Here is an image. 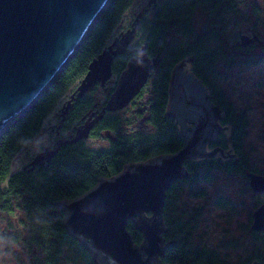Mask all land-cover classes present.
Masks as SVG:
<instances>
[{"label":"trees","instance_id":"trees-1","mask_svg":"<svg viewBox=\"0 0 264 264\" xmlns=\"http://www.w3.org/2000/svg\"><path fill=\"white\" fill-rule=\"evenodd\" d=\"M173 1L175 0H168L161 5L159 10L144 16L141 9L146 0H143L136 17L117 32L121 15L130 5L131 0H112L91 35L54 85L0 138V203L7 209L9 198L22 197L24 199L23 203L31 221V236L44 251L43 255L48 264H57V258L63 246L68 248V258L73 264H98L84 244L69 233L65 225L66 214L59 207L62 202L84 196L102 179H113L129 165L149 162L164 155H174L185 147L186 139L183 128L176 118L168 114L173 72L175 68L181 67L179 65L187 58L195 55V77L201 82L203 80L207 82L205 79L209 68L206 65L212 61L213 56L206 55V49L201 40H196L194 44H184V46H178L177 42L170 44L167 37L171 27L176 25L177 29H183L187 38H190L191 33L190 28L184 22L187 1ZM141 14V30L137 33L140 44L135 50L130 48L127 53L116 58L113 73L120 79L143 46H147L150 57H160L159 67L153 72L148 84L133 104L136 106L137 100L145 99V102L142 101L143 103L136 106L135 113L139 120L144 121L146 129L125 133L127 131L123 128L130 123V119L121 120L115 114L124 112L127 108L108 114L93 134L91 132L93 137L95 134L100 135L101 131H106V135H110V137L107 136L110 139L108 148L89 149L84 145L87 139L76 144H69L75 131L69 138H63L62 132L67 128V123L75 121L78 128L84 125L92 115L101 113V111H96L97 102L89 94L74 100L68 115L62 117L64 107L87 75L92 61L118 36L131 29ZM149 15H153L151 19ZM183 16L185 17L181 20ZM75 81L79 84L60 110L59 123L52 128V132L58 136L54 144L56 147L52 148V151L56 152L55 156L47 160L48 162L44 165H38L33 171L31 167L26 169L36 158L34 157L22 172L9 176L14 155L38 133L46 115L62 93ZM208 94L212 105L218 112L219 122L223 127H230L229 136L219 132L217 141L208 142V145H211L212 150L224 151L225 154L230 152L234 156L223 158L224 162L222 158L207 156V153L199 151V154L203 153V155L199 156L195 153L193 158L186 161L185 178L176 182L167 193L162 216L165 231L163 235L165 252L160 260L162 264H226L214 253L198 251L188 246L189 233L179 222L181 220L176 207L177 196L187 183L195 185L199 182L213 181L216 170L223 169L230 173H241L248 180L246 173L252 170L244 152L246 126L244 116L237 113L221 92H208ZM234 157L237 159L230 160ZM6 180H8L6 189H2L1 185ZM195 195H201V193L195 192ZM263 203L264 200L257 203L256 198V210ZM253 215L254 212L250 216L251 229L254 222ZM127 229L133 236L135 244L142 246L145 242L144 235L138 231L137 225L129 221ZM252 234L256 238L264 237L263 232L252 230ZM252 258L249 264H264V254L260 249L256 250Z\"/></svg>","mask_w":264,"mask_h":264},{"label":"water","instance_id":"water-1","mask_svg":"<svg viewBox=\"0 0 264 264\" xmlns=\"http://www.w3.org/2000/svg\"><path fill=\"white\" fill-rule=\"evenodd\" d=\"M111 2L0 0V138L54 85ZM141 17L142 14L131 29L118 36L92 61L87 75L64 107L62 117L68 115L74 100L83 98L98 84L105 87L111 80L116 58L128 52L141 30ZM160 63V57H150L147 46H143L102 112L78 127L68 143L88 139L108 112L127 108L140 95ZM179 66L173 72L168 114L183 128L185 147L174 155L129 165L113 179H102L84 196L59 205L66 214L69 233L84 244L98 264H162L160 260L165 252L162 216L167 193L185 178L186 161L199 151L207 156H234L207 147L208 142L217 141L222 129L229 136L230 127L220 126L208 91L192 74L190 59ZM186 123H193L195 127L188 128ZM55 153L52 151L48 160ZM46 155L47 152L39 154L26 169L31 167L33 171L38 165H44ZM248 178L251 189L264 194V177L249 173ZM253 216L252 230L264 233V205ZM129 221L144 235L142 246L135 244L128 231Z\"/></svg>","mask_w":264,"mask_h":264},{"label":"rangeland","instance_id":"rangeland-1","mask_svg":"<svg viewBox=\"0 0 264 264\" xmlns=\"http://www.w3.org/2000/svg\"><path fill=\"white\" fill-rule=\"evenodd\" d=\"M142 3L143 0H131L130 5L121 15L117 32L136 17L140 9L139 5ZM244 9L242 26L248 24L250 20V17L245 15ZM152 16L149 15V19ZM245 17L247 19L244 20ZM199 23L202 21L199 20ZM233 34L228 33L222 48L210 49L221 52L222 56L214 64L209 77L212 79L213 75L216 76L211 83L220 90L237 113L244 116L245 155L252 168L264 172V45L253 51L240 50L236 40H232ZM259 34L264 40V28L259 29ZM199 36H202L201 31ZM167 38L170 44L177 42L178 46L187 45L192 41L185 36L184 30L177 29L176 25L171 27ZM139 40L140 38H137L131 46L132 49L137 48L140 44ZM233 55V63H229L228 60L232 59ZM78 84V81L73 82L62 93L46 115L38 133L14 155L9 176L22 172L34 157L46 152L44 150L47 147L56 144L58 136L52 132V128L59 123L60 110ZM89 96L96 102L102 103L107 98V92L99 88ZM142 101L145 102V99L137 100L136 106L143 103ZM136 106H130L124 112L115 114L121 120L130 119V123L123 128L127 131L125 133L146 129L144 121L139 120L135 113ZM186 124L188 128L195 127L193 123ZM76 130V122H68L62 137L67 139L74 131L76 134ZM222 133L228 136L225 129H222ZM84 145L89 149L102 150L110 146V139L106 131H101L100 135L95 134L85 140ZM207 147L212 150L210 144H207ZM48 157L49 155L45 156L43 162L46 163ZM214 174L213 181L199 182L195 185L187 183L178 193L176 207L181 220L179 222L189 233L188 246L198 251L214 253L226 264H249L257 249L264 254V237L256 238L251 229L250 216L257 207L255 194L243 174L230 173L223 169L216 170ZM7 184L8 180L1 185V188L6 189ZM194 190L201 195H195ZM9 199L7 209L0 203V264H48L43 255L44 251L31 236V221L23 203L24 199L22 197ZM148 217L152 218L149 215ZM60 252L57 264H73L69 261L67 247L63 246Z\"/></svg>","mask_w":264,"mask_h":264},{"label":"flooded vegetation","instance_id":"flooded-vegetation-1","mask_svg":"<svg viewBox=\"0 0 264 264\" xmlns=\"http://www.w3.org/2000/svg\"><path fill=\"white\" fill-rule=\"evenodd\" d=\"M186 1H187V13H186L185 23L186 26H188L191 30L190 33V39L192 40L191 44H194L196 40H201L204 44L203 45L204 48L206 49V55L213 56L212 61L208 63V65H206L207 68H209L208 69L209 73L207 75V78L205 79L208 83L203 80L202 84L208 92H220V90L215 88V86L211 83V81L215 80L214 78H216V76L213 75L212 79L209 76L211 74V71L214 69V64L216 63L218 58L222 56V54L221 52L212 53L210 49L222 48L223 44L225 43V38H228V33H234L232 36V40H236V43L238 45L237 47L240 50L253 51L255 48L263 46L264 40L262 35L259 34V29L264 28V0H186ZM166 2H168V0H146L145 4L142 6L141 9L142 12L144 13L143 15L147 16L148 14L157 11L161 7V5L165 4ZM243 8H245L244 9L246 13L245 15H247L248 18L250 17L248 24H245L244 26H242L241 24V18H243ZM260 18H262V20H260ZM245 19H247V17H245L244 20ZM199 20H201L202 23H199ZM197 30L202 32V36H199V31ZM136 39H137V34L131 46L135 43ZM187 59H190V63L193 66L192 74L195 76L194 71L196 68L194 65L196 64V56L192 55ZM233 59H234V55L232 59L228 60L229 63H233ZM120 80L121 78L119 79L118 76L113 73V77L105 87H102L100 84H98L92 91L86 94L88 95L92 93L94 90L99 88L102 89L103 92H107V94L109 93V96L106 98V100H104L102 103L97 102L96 107L98 109L96 111L102 112L103 107L107 104V102L110 100L112 95L118 89ZM134 101L127 108L133 106ZM117 112H108L105 115V117L110 113H117ZM100 122L95 126V128L92 131V134L96 130ZM92 134L90 138H92ZM53 147L56 146L55 145L49 146L44 150L48 153L46 156L52 153ZM251 169L252 170L248 171L246 175L251 173L264 177L263 171L257 170L256 168H252V167ZM253 193L255 194V199L257 198V203L262 202L264 200V194H259V193L257 194L254 191Z\"/></svg>","mask_w":264,"mask_h":264}]
</instances>
